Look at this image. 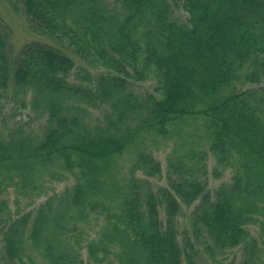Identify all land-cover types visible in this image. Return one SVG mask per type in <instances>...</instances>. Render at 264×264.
<instances>
[{
	"label": "trees",
	"instance_id": "trees-1",
	"mask_svg": "<svg viewBox=\"0 0 264 264\" xmlns=\"http://www.w3.org/2000/svg\"><path fill=\"white\" fill-rule=\"evenodd\" d=\"M6 1L42 40L0 18V108L42 125L0 134V264H264V0Z\"/></svg>",
	"mask_w": 264,
	"mask_h": 264
},
{
	"label": "rangeland",
	"instance_id": "rangeland-1",
	"mask_svg": "<svg viewBox=\"0 0 264 264\" xmlns=\"http://www.w3.org/2000/svg\"><path fill=\"white\" fill-rule=\"evenodd\" d=\"M0 18L5 21V26L10 30L11 36L13 38V43H14V51L15 53L18 52L25 43L35 41V40H42L39 36L30 33L24 22L23 18L20 14H16L13 9L10 7L9 3L6 0H0ZM77 70L78 68L75 67L70 74V82L71 83H76V84H82L84 86L87 85L86 81L76 80L75 78L78 76L77 75ZM154 84L153 81L147 80L144 82H139L132 87H129L128 91L132 95L133 99L137 102H141L145 99L146 94H156L154 91ZM14 97L12 94H9L8 97H3V103L1 104L0 108V119L1 116H4L7 120V122H1L0 121V134L5 135L7 133H10L13 129V127L17 125H22L23 128L25 129L24 131L26 133H35L38 129V126L42 125L41 118L29 111L28 109H23L18 103H16L14 100ZM8 101V102H7ZM101 104L98 103L97 105ZM96 106V105H95ZM87 109L89 111V120L91 122L104 120V118H107L106 115L108 112L106 110H101L99 108H92L87 106ZM29 115V119L27 117ZM103 123V121L101 122ZM15 124V125H14ZM167 149L165 150H158L156 151V156L159 158V160L162 163V172L165 169V154H166ZM213 166V161H209V167L210 169ZM163 175L159 178H152L149 179V182L153 188L158 187L160 185L165 184V178H164V173ZM230 177V172H226L220 179H210V185L211 187H216L220 182L222 181H228ZM72 184L71 180L64 181L61 183H53L51 185V190L49 192V195L51 194H57L62 192L66 187H69ZM9 201H10V209L13 211L15 209V204H13V195H9ZM44 198H40L36 201V204L34 207H36L40 202H42ZM190 210H184V215L180 216L178 220L181 221L180 223V228L186 225V219L188 212ZM161 217L163 218V213L161 212ZM254 235H256L255 231L252 230ZM85 255V250L83 251Z\"/></svg>",
	"mask_w": 264,
	"mask_h": 264
}]
</instances>
